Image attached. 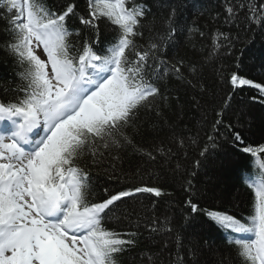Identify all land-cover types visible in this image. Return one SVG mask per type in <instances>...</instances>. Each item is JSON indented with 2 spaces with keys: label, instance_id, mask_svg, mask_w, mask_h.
I'll return each mask as SVG.
<instances>
[{
  "label": "snow or ice",
  "instance_id": "snow-or-ice-1",
  "mask_svg": "<svg viewBox=\"0 0 264 264\" xmlns=\"http://www.w3.org/2000/svg\"><path fill=\"white\" fill-rule=\"evenodd\" d=\"M86 4V13L78 15L74 2L53 8L47 0H0V50L19 69V81L4 88L14 98L0 99V264H126L145 232L150 246L142 250L139 264H207L200 242L186 245L182 230L171 226L172 217L145 218L143 224L137 218L130 231L106 227L118 202L165 193L147 185L114 193L105 187L98 198L93 174L103 170L113 179L128 149L167 164L179 155L173 145H197L199 131L181 127L182 109H172L169 85L177 81L191 90V107L203 125L214 102L204 83L208 68L216 83L230 90L220 110L212 108L215 135L206 133L211 145L199 155L218 147L217 136L227 138L219 129L233 94L248 87L264 97V82L240 74L241 56L234 67L225 63L238 44L252 43L257 33L264 36V0H224L222 12L211 15L216 27L208 32L195 22L182 23L181 5L167 0H153L166 12H153L146 0ZM73 17L81 27H69ZM101 23L112 33L103 46ZM181 36L191 56L180 55ZM170 109L175 120L166 114ZM224 127L233 147L254 158L260 170L258 177L243 178L253 193L251 214L242 220L201 209L189 178L184 225L203 212L228 234L224 252L205 241L214 264H264V144L245 145L231 123ZM144 135L153 139L150 150L136 143Z\"/></svg>",
  "mask_w": 264,
  "mask_h": 264
},
{
  "label": "trees",
  "instance_id": "trees-1",
  "mask_svg": "<svg viewBox=\"0 0 264 264\" xmlns=\"http://www.w3.org/2000/svg\"><path fill=\"white\" fill-rule=\"evenodd\" d=\"M69 2L77 4L78 15L86 13V0H47L49 6L53 8ZM146 2L153 5V0H146ZM167 2L181 5L178 19L182 23L187 22L191 25L195 22L206 32L216 27L210 17L217 12H222L224 4V0H167ZM158 9L159 5H153V12H157ZM166 10V8L159 9V12H166ZM201 12L203 15L200 14ZM69 27H81L79 20L75 17L71 18ZM100 29L103 46L112 39V33L104 23H101ZM252 35L248 33L249 38H252ZM180 41V55L191 56L190 49L184 46L185 37L181 36ZM203 43L207 44L209 41L205 39ZM242 47L244 51L241 55ZM236 56H241V75L256 82H264V36L257 33L252 43L248 44L246 41L245 45L238 44L237 50L225 63L234 67ZM18 70L13 59L0 50V99L7 101L14 98L12 93L6 95L4 88L5 86L14 87V82L19 81ZM204 83L210 89L208 96L210 101L214 94L212 108L219 111L224 100L228 98L227 94L230 89L216 83L212 68L205 70ZM169 92L172 94L170 98L172 109L178 112L182 109L180 112L183 122L181 127L186 124L193 133L199 131L198 144L182 149L173 145L179 155L167 164L159 156L156 161H149L145 156L128 149L122 153V162L117 164L113 179L109 180L103 170H100L98 174L94 172L96 196L102 198L105 187L112 193L142 185L160 187L165 194L159 198L143 193L125 198L124 202H118V206L110 214L111 219L106 222V227L121 232L130 231L134 230L132 224L137 221V218L143 224L145 218L151 220L155 217L163 221L166 216L172 217L171 226L176 230H182L184 243L187 245L191 240H198L204 248L201 260L206 261L207 264H214V253L208 251L205 241L213 250L219 249L224 252L228 246V234L209 220L203 212L192 214L191 222L184 225L183 217L188 215L185 202L190 196V193L184 191V186L191 178L193 191L196 193L193 199L201 209L226 211L242 220L251 214L253 193L243 184V178L249 175L258 177L260 170L253 166L254 158L240 153L233 147L230 139L231 133L227 132L224 125L231 123L234 130L243 137L245 145L264 144V103H260L264 97H261L255 89L248 87L238 89L230 100V107L226 108L223 113L224 125H221L219 129L221 133L226 134L227 138L217 136L218 147L209 146L206 156L201 157L200 151L206 144L211 145L206 133L215 135L211 132V122L216 119L215 112L210 108L208 122L201 125L199 123L200 113L191 107V90L173 81L169 85ZM252 97H257V99L253 100ZM166 114L170 119H176L171 109ZM136 143L149 150L153 147V139L149 135L137 136ZM198 160L200 163L197 167ZM177 164L180 165L179 170L176 168ZM192 172H195V175L189 176ZM146 236L145 232L140 237L139 246L127 254L126 264H132L134 257L139 264L142 250L150 246L145 239ZM157 247H153L152 251H157ZM172 247L175 250L174 244Z\"/></svg>",
  "mask_w": 264,
  "mask_h": 264
}]
</instances>
